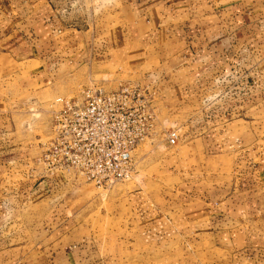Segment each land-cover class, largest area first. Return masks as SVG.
<instances>
[{
	"label": "crops",
	"instance_id": "obj_1",
	"mask_svg": "<svg viewBox=\"0 0 264 264\" xmlns=\"http://www.w3.org/2000/svg\"><path fill=\"white\" fill-rule=\"evenodd\" d=\"M114 3L118 7L117 19L128 26L114 28L111 46L133 48L131 54L140 59L134 62V67L141 66L148 56L160 55L159 66L141 73L139 80L155 84L164 100L170 90L177 88L181 89L179 97L183 102L187 91L185 78L189 76L195 82L188 89L194 91L195 84L216 85L215 76L222 75L226 82L230 77L239 82L238 90H233L235 84L229 85L214 101V105L225 103V106L213 116L215 120L204 125L201 135L190 141V150L209 170L228 174L216 179L219 186L207 191L205 217L212 230L207 234L218 237L220 233L232 252L255 251L258 257L253 256L254 264H264V169L252 176L249 155L245 152L249 148L240 146L244 140L230 137L242 130V124L236 127L233 122L264 118V0H122ZM69 4L70 0H0V64L38 61L40 69L53 72L50 74L53 76L60 71L67 72L68 62L86 59L89 47H82L81 52L76 49L77 23L65 16ZM155 37L160 43L157 49L146 50ZM66 48L69 51L65 52ZM174 73L178 75L175 77ZM3 118L0 115L1 127ZM2 147L0 182L5 180L6 170L16 167L22 176L34 181L37 189L10 192L7 186L0 188V264H104L102 256L109 251L107 248L118 244L107 245L111 236L91 238L87 234L79 238L72 229H66L67 218L59 211L63 209L59 206L64 205L59 200L52 205L48 216L30 231V246L37 256L8 253L23 246L12 245L11 241L15 237L16 241L20 233L11 229L9 234L8 230L15 221V213L26 223L23 206L26 200L39 199L37 209H41L43 200L57 197L55 192L47 190L66 181L56 175L29 176L25 167L30 162H25V153L23 159L19 156L13 160L10 146L3 144ZM56 228L60 229L59 236L54 233Z\"/></svg>",
	"mask_w": 264,
	"mask_h": 264
},
{
	"label": "rangeland",
	"instance_id": "obj_2",
	"mask_svg": "<svg viewBox=\"0 0 264 264\" xmlns=\"http://www.w3.org/2000/svg\"><path fill=\"white\" fill-rule=\"evenodd\" d=\"M70 1L65 16L77 23L76 49L81 52L82 47H89L86 59L68 62L67 72L60 71L53 76H50L53 72L41 70L38 61L0 64V112H3L0 115L5 117L0 126V150L3 144L10 146L13 160L19 156L23 159L25 153V162H31L39 154V142L50 134L52 102L56 97L72 96L80 87L101 79H107V88H114L125 80L139 81L141 73L152 71L161 61L160 55L148 56L141 66L134 67V62H140V59L136 60L131 54L133 48L111 46L114 28L128 26L115 15L118 7L114 2L122 0ZM159 44L155 37L146 50H156ZM168 74L172 77L170 71ZM174 75L176 77L178 73ZM221 76H215L216 85L195 84V91L188 89L194 86L193 76L186 77L187 91L183 102L179 97L181 89L170 90L165 100L160 94L162 113L169 116L182 134L173 146H167L158 137L152 142L141 143L134 152L137 169L134 179L99 188L91 182L69 178L47 190L55 192L57 197L43 200L41 209H37L39 199L28 198L23 205L26 223L23 224V217L15 213V221L8 228L9 234L11 229L20 233L16 241V237L11 241L12 245L19 243L23 246L8 253L37 256L30 246V231L48 216L52 205L59 200L64 205L59 206L63 207L59 211L67 218L64 222L66 229H72L79 238L87 234L91 238L111 236L107 245L118 244L107 248L109 251L102 256L104 264H254L253 256L258 257L255 251L232 252L227 249L226 240L220 233L218 237L207 234L212 231L205 217L207 191L219 186L215 180L228 174L209 170L190 150V141L201 135L204 125L215 120L213 116L225 106V103L214 105V101L234 84L233 90H238L239 82L231 77H227L226 82ZM247 121L233 122L236 127L242 124V130L230 137L244 140L240 146L249 148L245 152L249 155V171L253 176L264 169V118ZM17 169L6 170L8 173H4L5 180L0 182V188L7 186L10 192L35 191L34 181L30 182ZM25 170L32 175L30 166ZM59 231L56 228L54 233L59 236Z\"/></svg>",
	"mask_w": 264,
	"mask_h": 264
},
{
	"label": "built area",
	"instance_id": "obj_3",
	"mask_svg": "<svg viewBox=\"0 0 264 264\" xmlns=\"http://www.w3.org/2000/svg\"><path fill=\"white\" fill-rule=\"evenodd\" d=\"M92 81L72 96L52 102L49 136L30 162L31 176H62L109 188L137 175L134 152L160 138L177 143L180 128L162 113L155 84L125 80L114 88Z\"/></svg>",
	"mask_w": 264,
	"mask_h": 264
}]
</instances>
